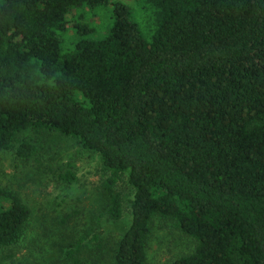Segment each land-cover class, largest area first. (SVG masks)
Returning <instances> with one entry per match:
<instances>
[{"label":"trees","instance_id":"trees-1","mask_svg":"<svg viewBox=\"0 0 264 264\" xmlns=\"http://www.w3.org/2000/svg\"><path fill=\"white\" fill-rule=\"evenodd\" d=\"M109 4L0 0V156L39 162L22 134L55 132L97 154L103 174L89 220L64 209L35 221L1 186L0 264H32L45 245L49 264H149L157 219L194 241L167 264H264V0H141L150 39L122 1L98 35L87 16ZM127 203L131 223L109 245L102 221Z\"/></svg>","mask_w":264,"mask_h":264},{"label":"rangeland","instance_id":"rangeland-1","mask_svg":"<svg viewBox=\"0 0 264 264\" xmlns=\"http://www.w3.org/2000/svg\"><path fill=\"white\" fill-rule=\"evenodd\" d=\"M115 1L130 5L132 19L140 25L145 37L150 39L151 28H154L151 22V10L144 8L141 0H110L109 5L89 14L88 21L93 28H96L97 34L104 33L105 26L111 20L112 2ZM65 40L69 42L71 37L67 35ZM24 136L38 140L41 159L39 162L34 161L30 164L18 162L19 167L16 168L12 152L2 153L0 156V187L13 184L20 190L33 208L35 221L41 216L58 215L64 209L66 211L83 210L82 214L89 220L91 212L100 210L103 205L102 197L98 192V185L103 175L100 157L85 150L74 138L55 132L38 135L33 130H27L22 134V137ZM50 168L56 171L71 169L76 172L78 180L72 185L59 183ZM78 199L80 200L77 202ZM81 217L79 215L72 225L81 227L85 221ZM42 219L40 218V221ZM130 223L131 214L127 203L125 215L121 220L117 222L105 220L104 223L102 221L105 241L109 245L113 244ZM193 247L194 241L190 237L174 228L171 223L157 219L150 238L149 264H167L191 252ZM22 249L27 251L25 248ZM0 254H2L1 251ZM52 255L50 245H45L44 252L37 253V260H34L32 264H49L45 259L51 260ZM106 258L107 261L102 264H110L108 255Z\"/></svg>","mask_w":264,"mask_h":264}]
</instances>
